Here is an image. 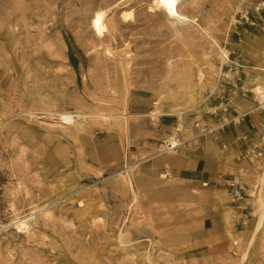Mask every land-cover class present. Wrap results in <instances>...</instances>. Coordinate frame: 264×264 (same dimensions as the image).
Listing matches in <instances>:
<instances>
[{
  "label": "rangeland",
  "instance_id": "374dc122",
  "mask_svg": "<svg viewBox=\"0 0 264 264\" xmlns=\"http://www.w3.org/2000/svg\"><path fill=\"white\" fill-rule=\"evenodd\" d=\"M153 2L0 0V264H264V11Z\"/></svg>",
  "mask_w": 264,
  "mask_h": 264
},
{
  "label": "bare ground",
  "instance_id": "6f19581e",
  "mask_svg": "<svg viewBox=\"0 0 264 264\" xmlns=\"http://www.w3.org/2000/svg\"><path fill=\"white\" fill-rule=\"evenodd\" d=\"M150 12L154 13V15L159 16L161 13L166 15L169 19L177 20V21H184V22H190V19L183 15L179 9V0H154L153 2V7H151ZM123 19L126 21H130L133 19V14L132 13H124L123 14ZM235 20V17H233ZM92 28L96 34L97 37L99 38H105L106 33L109 31V25L113 29L115 28V23L114 21L111 22V24L108 25L106 21V13L103 10H98L94 13L93 18H92ZM218 52L220 54V57L222 59V64L229 59L228 57V51H226L224 48H218ZM111 55V54H109ZM4 54L0 53V58H3ZM10 64V62H8ZM219 76V73L217 74ZM202 77H200L201 80ZM216 85V84H215ZM214 89L212 90V92ZM255 93L261 100L260 105L262 106L261 108L264 109V86L262 85H257L255 88ZM198 105L194 106L193 108H196ZM154 116L160 115L158 112H153L152 113ZM164 117H169V116H174L173 113H164L161 114ZM58 123L66 125L68 128L74 129V128H81L83 127L86 118L85 114L82 115H75L67 111H61L58 113ZM99 119L102 120H107V117L105 115H100ZM82 119L83 122H79V120ZM174 146H178V144L173 141L172 142ZM166 153L167 151H162V153ZM129 171L120 173L118 176L122 177L125 179V181L130 185V187L133 190V184L131 177L128 173ZM264 214L261 215V219H263ZM16 226V229L21 232V233H27L30 229L29 226V220H19L14 223ZM246 257V255H244Z\"/></svg>",
  "mask_w": 264,
  "mask_h": 264
},
{
  "label": "crops",
  "instance_id": "0c3cea01",
  "mask_svg": "<svg viewBox=\"0 0 264 264\" xmlns=\"http://www.w3.org/2000/svg\"><path fill=\"white\" fill-rule=\"evenodd\" d=\"M191 156L193 157L192 160V167L195 169L197 172V177L199 180L203 182H211L215 180V176L212 173L211 167H214L211 163V157L208 154L202 155L201 152L198 154V147H193L191 150ZM162 155H158V157H161ZM159 161H164V162H173V160L168 159L166 157L161 158ZM178 163V162H176ZM178 165V164H177ZM221 167V166H220ZM221 172V171H220ZM186 175V172L184 173ZM206 225V224H205Z\"/></svg>",
  "mask_w": 264,
  "mask_h": 264
},
{
  "label": "built area",
  "instance_id": "2783aa9c",
  "mask_svg": "<svg viewBox=\"0 0 264 264\" xmlns=\"http://www.w3.org/2000/svg\"><path fill=\"white\" fill-rule=\"evenodd\" d=\"M256 11L257 12L264 11V0H259L258 5L256 7ZM177 147L178 146L175 147L173 143L168 144V148H170V150L175 149Z\"/></svg>",
  "mask_w": 264,
  "mask_h": 264
}]
</instances>
